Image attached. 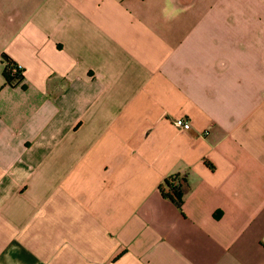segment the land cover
<instances>
[{"label": "crops", "instance_id": "1", "mask_svg": "<svg viewBox=\"0 0 264 264\" xmlns=\"http://www.w3.org/2000/svg\"><path fill=\"white\" fill-rule=\"evenodd\" d=\"M0 264H264V0H0Z\"/></svg>", "mask_w": 264, "mask_h": 264}, {"label": "built area", "instance_id": "2", "mask_svg": "<svg viewBox=\"0 0 264 264\" xmlns=\"http://www.w3.org/2000/svg\"><path fill=\"white\" fill-rule=\"evenodd\" d=\"M6 75L8 76V78L11 79L12 83H16L17 81L20 80L22 73H21V70L18 66L8 64L7 69H6ZM173 125L175 127H177L178 129H181L183 131L190 129V127H191L190 123L188 121L184 120L183 118H176L173 121ZM169 180L172 181V185L175 188L180 186V184H181V180L177 177L170 178ZM179 192H180V189H179Z\"/></svg>", "mask_w": 264, "mask_h": 264}, {"label": "trees", "instance_id": "3", "mask_svg": "<svg viewBox=\"0 0 264 264\" xmlns=\"http://www.w3.org/2000/svg\"><path fill=\"white\" fill-rule=\"evenodd\" d=\"M8 64H13L12 62H8ZM5 79H6V83L7 84H12V81L10 78H8V76L6 75L5 76ZM181 187V184L180 186L178 187H174L172 185V181L171 180H166L162 186H160V193L162 195V197L170 200L171 202H174L176 203L178 206H180L181 204V198H180V192H179V189ZM178 190V191H177Z\"/></svg>", "mask_w": 264, "mask_h": 264}]
</instances>
